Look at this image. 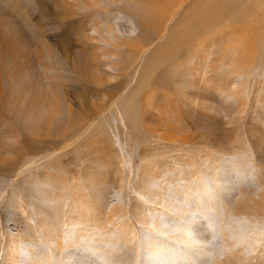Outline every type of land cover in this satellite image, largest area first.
<instances>
[{"label":"rangeland","instance_id":"374dc122","mask_svg":"<svg viewBox=\"0 0 264 264\" xmlns=\"http://www.w3.org/2000/svg\"><path fill=\"white\" fill-rule=\"evenodd\" d=\"M79 1L0 0V264L9 233L37 240V224L25 214L36 210L37 181L49 174L54 178L43 188L54 190L55 204L46 208L59 214L53 224L63 215L57 189L67 196L78 186L100 213L92 227L113 229L117 258L134 254L132 232L142 228L135 220L142 210L135 209L150 206L138 196L157 193L146 189L149 178L161 177L162 188L177 175L184 179L174 187L178 194L185 183L199 189L216 161L224 159L222 180L232 181L229 173L246 160L253 176L225 194L223 207L230 210L246 195L256 201L264 192V44L258 52L244 51L247 79L227 78L238 44L225 29L214 30L208 45L182 47L171 59L160 56L193 0L174 13L164 12L163 0H99L88 9ZM253 2L246 22L264 39V0ZM144 11L171 18L148 30ZM245 34L254 37L248 28ZM126 39L137 48L123 45ZM107 53L116 57L113 65L102 57ZM115 208L118 213H111ZM123 223L134 228L127 227L129 239ZM258 253L243 258L228 250L210 259L264 264Z\"/></svg>","mask_w":264,"mask_h":264},{"label":"bare ground","instance_id":"6f19581e","mask_svg":"<svg viewBox=\"0 0 264 264\" xmlns=\"http://www.w3.org/2000/svg\"><path fill=\"white\" fill-rule=\"evenodd\" d=\"M76 1L80 2L79 0ZM142 1L144 2V0ZM152 1L156 2V0ZM185 1L163 0L160 7H163L165 13H174ZM99 3V0H83V5L86 7L89 5L91 8L97 7ZM144 3L147 4L146 1ZM253 4V0H193L187 13L180 20L176 30L173 31L170 41L160 51V56L171 59L182 47L197 48V45H208L213 42L214 30L217 28L225 29L229 35H232V39H237L238 44V46L235 45V52L229 57V63L232 67H228L231 68V72H229V69L226 77L236 76L246 77L247 79L249 70L243 64L245 60L244 51L250 48L258 52L259 47L264 44V39L259 36L255 26H251L246 22L248 11H250ZM99 7L106 10L105 6L100 5ZM143 14H140L141 17H144ZM147 16L143 21L147 29H153V31L159 29L170 17H164L163 12L155 13V17L153 15L149 16L148 13ZM112 20H115V17H112ZM247 28L248 32L252 31L254 34L251 41L246 38ZM131 42L126 39L121 43L137 48ZM1 44L3 47L6 46L2 42ZM111 46L115 48L118 45L113 43ZM107 48L110 50L108 46ZM112 54L107 53L102 56L108 59L111 65L114 64L116 58ZM232 57L235 58L234 63ZM91 60V63H94L93 56ZM231 83L232 80L229 79L225 87L227 88L228 84L230 86ZM242 84L240 86L244 88L246 82H242ZM242 92H245L244 89H242ZM72 118L74 116L70 113L71 123L74 121ZM45 134L49 135V132ZM29 153L30 151L26 154L30 155ZM30 161L31 156L27 159L25 165L30 164ZM246 162V160H242L241 164L237 165L240 168L238 172L229 173L228 176L231 177L229 179H234L231 181L222 180L223 175L225 176L224 171L222 172V166H225L224 159L216 161L214 167L209 170L210 173L204 175L205 179H200L198 182L199 189L195 185L185 183L183 188L182 185L178 188V194L174 192V187L178 181L184 179L178 178L177 175L171 176L168 181L166 180L167 182L164 185L162 184V188L158 185V180L161 177L147 179L146 189H156L157 193L153 198L145 197L144 193L139 194L138 197L150 206L149 208L144 207L140 202L138 209L135 206V210H142L135 219L137 224L142 226L138 231L134 232V228L130 223L121 225L124 237L129 239L130 236L127 227L132 229V233H135L134 236H131L134 240L135 251L134 254H123L119 258L116 256L120 248L117 247L118 241L113 229L104 228L103 225L104 230L101 228L95 230L92 227L94 225L92 224V217H96L100 213L96 210V206L94 207V204L89 202L90 200L86 198L85 194L77 189L78 186H73L72 190H68L67 196H62L61 191L57 189V197L59 199L64 197L60 206L63 215L60 214L61 221L59 224H53L54 218L59 217V214L48 212L46 208L55 204L53 200L54 187L49 186L53 191L43 188L54 178L49 174L37 181V197L34 198V200L37 199L36 210L33 213L25 214L27 221L37 224L35 233H37L38 241L34 238V235L23 237L22 235L9 233L6 236L2 254L3 264H215L217 261L213 258L210 259L211 255L221 256L224 251L228 250H236V253L242 255L243 258L251 253H257L258 250L259 255H264V192L256 201L250 195L244 196L242 202L230 210H226L225 206L222 205V202L226 199L225 194H228L235 184L244 187V184H246L244 180L253 176L251 169H246L249 165ZM219 166L221 169L218 168ZM166 174H168V171ZM56 180L57 183L66 182L59 177H56ZM79 190L80 192H78ZM181 190L183 194L186 191L188 192L181 196ZM217 191H219V195L214 194ZM174 193H176V196L173 198ZM91 202L95 203L94 201ZM188 202L191 205L187 204ZM19 209V207H14L13 211L19 212ZM115 210L116 208L111 213L117 214L119 209H117V212ZM92 211H94V214ZM88 217L91 218L88 219ZM111 217H113V214ZM111 221L113 220L108 218V222ZM119 224H121L120 221Z\"/></svg>","mask_w":264,"mask_h":264}]
</instances>
